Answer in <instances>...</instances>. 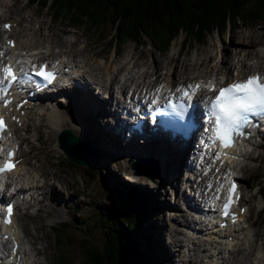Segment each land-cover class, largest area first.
Returning <instances> with one entry per match:
<instances>
[{
    "label": "rangeland",
    "instance_id": "1",
    "mask_svg": "<svg viewBox=\"0 0 264 264\" xmlns=\"http://www.w3.org/2000/svg\"><path fill=\"white\" fill-rule=\"evenodd\" d=\"M52 1L0 0V28L2 21H9L12 23V27L16 28V32L11 34L14 39L24 40L28 37L37 43L36 38L39 39L41 34L43 38H46L41 42V52L46 51V45H50V52L65 53L69 56H71V53H76L77 49H85L84 52H80L79 54L85 59L90 57V64L94 67L93 70L101 72L102 75L106 74L107 71L105 68L110 59H113V62L108 65L110 71L109 76H112L114 69L120 66H123V69L129 72L132 71L131 66L135 65V70H138L140 68L139 66L143 64L149 66L147 68L149 72L155 68L160 69L159 71L162 72V75L167 80H173L171 73L174 68L176 70H184V74L191 76L200 71L205 72L207 75L209 74L208 67L201 63L206 60V55L209 58L211 57L210 65L213 64L212 61L217 64L218 61H225V59L236 60L240 55L244 56V59L253 58V60H249L248 62L256 63L260 69L258 70L252 67L249 71L264 70V25L261 22L250 25L241 23L239 18H237V21L231 28L228 27L222 33L215 31L209 34L205 37V43L203 44L189 42L186 44V49L183 46L185 50L181 49L182 35L176 40H173L170 47L166 50H159L151 45L143 46L140 43H133L132 41L114 47L109 37L106 39L103 38L110 32L108 28L98 33L88 31L84 27L77 28L71 26L68 28L66 27L67 22L65 20L54 21L50 8ZM15 24H18V26L16 27ZM46 40H50L49 44L45 43ZM60 40L63 41V44L76 40L77 44L70 51L69 47L59 44ZM57 41L59 42L57 43ZM76 57V60L81 59L79 56ZM234 64L236 63L234 62ZM222 68L220 67L215 71V77L221 75L223 72ZM245 72L247 73L248 70L246 69ZM167 75L169 76L167 77ZM192 80H195V77H192ZM99 98H101V95H99ZM58 103L60 104L61 102H53V104ZM31 109L36 110V106H32ZM65 110L68 111V109ZM87 117L89 118L90 116L87 115ZM91 118L88 120H91ZM25 123H27L29 130L35 127L39 132V136L37 140H31L27 135L25 136L24 131H18L17 137L24 143L20 144V151L18 153L19 157H21L20 163H25L28 166L33 165L39 172V175H47L50 184H53L57 176L64 179L65 184L62 187L65 193L59 194L60 199L66 201L60 206L61 210L59 209L54 212V205L52 206L48 201L46 204L40 205L34 203V207L30 209L25 208V205L21 204L18 208V213L15 215L20 231L19 235H22V241L34 242L37 250L40 252L39 260L41 264H80V257L76 249H68L63 244L61 246L62 249L59 248L55 229L59 228V224L68 223V226L65 228L70 229L71 236L75 242L77 241V237H83L89 230L94 229L98 212L102 208H106L107 205H111L113 199V193L110 187L104 183L103 176H108V178L110 176L111 183L119 184L121 182L118 176L120 173L122 176L129 178L130 184H134L132 188L140 190L145 195L148 193L146 199H149L151 209L147 211L148 218L143 232L151 240V244L155 245L157 249H159L161 244H166L164 245L166 252L163 256V264H190L186 261L188 260L186 258L188 256L186 252L187 248H185L182 232L179 231L181 225L177 226L176 222L187 218L193 219L196 214L189 207H187L188 210L185 208L180 209L179 206H184V204L181 199L183 196V188H180L179 180L176 182L167 181L168 175L166 178H160V180H156L155 178L148 179L144 176H138V174L136 176H130L128 175L129 170L123 165V153H104L102 155L104 157L103 159H108L106 163L109 160L110 162L108 164L102 163V168L100 169H86L77 163V165L74 163L67 164V162L71 161L65 157L62 150L56 145V138L59 132L52 130L45 119L42 117L37 118L35 115H29L25 119ZM83 123L89 127L92 126V123L90 125L85 122ZM78 125V121L73 117L69 119L68 126L73 128ZM95 126H98V128L89 129L87 135L92 138L89 133L93 134L94 132L96 139L108 142L111 138L107 130L112 128V125L108 122V116L98 117ZM93 142L96 148H100L95 139H93ZM81 148L80 154L83 157L82 152L85 151V145ZM100 151L103 152L105 150L102 148ZM261 152H264V145L257 147L255 155ZM247 165V168L244 165L240 169V173L245 175L241 181V187L246 197L243 200L244 204L247 205L249 210L247 216L249 221L247 223L251 225V232H249L251 234L257 233L258 241L264 243V158L262 160L260 158L249 160ZM112 172L115 173L114 177L111 176ZM180 178H182L181 174L179 175ZM47 189L49 190V187ZM154 194L157 197L153 196ZM73 207L75 208L74 210ZM103 211L106 213L105 209ZM181 214H187L189 217L183 218ZM155 231L157 235H153ZM198 234L197 237L199 239L202 238V241L206 240L207 234L204 232H199ZM67 235L68 232L64 231V236L66 237ZM93 235L98 236L99 232L97 233L95 231ZM138 237L141 238L140 235ZM175 239L181 240V242H176ZM253 241L255 242V239ZM181 243L183 245L182 248L180 247ZM218 246L224 248L222 244ZM239 246L240 243L237 244V247ZM205 247L210 248V245L203 242L200 248L203 249ZM178 248L183 253L177 256L176 254L178 253H175L171 257L172 252ZM198 252L200 253L199 250ZM223 253L226 258L230 257L231 259L230 252L227 253L224 251ZM183 254H187V256L183 257ZM247 254L248 250L236 255V258L241 260L240 264H245L252 257L257 256L256 253H253L247 257ZM61 259L65 262L62 263Z\"/></svg>",
    "mask_w": 264,
    "mask_h": 264
},
{
    "label": "bare ground",
    "instance_id": "2",
    "mask_svg": "<svg viewBox=\"0 0 264 264\" xmlns=\"http://www.w3.org/2000/svg\"><path fill=\"white\" fill-rule=\"evenodd\" d=\"M5 22L6 21H2V26H3V23ZM15 26L17 27L18 24H15ZM15 32H16V28H13V27L10 28V31L4 30L3 27L0 28V47L2 48V50H4L5 54H8L10 57L13 56V58H15V61H19V59L24 60L26 61L27 66H31L33 64L37 65L41 61H48V63L52 64L55 67H58L60 58L62 57V59L64 60V55H62V53L50 52L49 50L50 45L45 46V50H46L45 52L48 54L40 51V48H42L41 42L42 40L46 39V38H43L41 34L39 36V39L36 38L38 43L33 41L32 38L26 37L24 40L15 39V44L13 47L7 46V48H5L4 47L5 40L10 38L9 35L7 37L6 35L13 34ZM49 42L50 40L45 41V43L47 44H49ZM58 42L59 41H57V43ZM59 43L63 45L62 40H60ZM67 44L71 46H75L77 44V41L76 40L69 41ZM84 50L85 49H82L80 50V52H84ZM206 56H205L206 60L202 61L201 63L202 65H205L206 67H208L209 74L206 75L205 72L200 71L196 73L195 75L193 74V76H191V75L184 74L183 72L184 70H176L174 68V70H172V73H171L172 75L171 78L173 79V81L186 83L187 80H190L192 83L193 81L200 82L202 80L206 85H208L209 82L213 83V82H218V81H225V83H227V82H233L235 80L244 79L247 75L257 72V70H253L254 72L251 73L249 70L252 69V67L257 68L258 70L260 69L256 65V63L248 62L249 60H253V58L244 59L243 58L244 56H241V55L238 56L236 60L235 59H231V60L225 59V61L223 60H221L220 62L218 61L217 64H215L214 61H212L213 64L211 65H210L211 57L209 58L208 55ZM75 57H73L72 63L71 61H69L70 65H73ZM56 60L58 61L57 64L55 63ZM90 62H91V58L87 57L85 59L86 65L89 66ZM112 62H113V59H110L105 68V70L107 71L105 75H102V73L97 70H91L93 71L92 72L93 75L96 76V74H99L100 76V78L95 77L93 83L95 85V89H98L99 91L107 93V95L109 96L107 103L109 102L112 103V102L117 101V97L114 95V85H113L114 83L117 82V84H119L117 87V90L119 87L125 86L127 84H132L135 79H136L137 84H142L144 83L143 82L144 75L148 73L150 74V77H148V79L145 81L146 84L150 85L152 83L161 82L159 84V87L163 89V92L160 94H169L171 91H173L172 83H167L165 81L164 76L162 75V72L159 71L160 69L158 68L152 69L149 72L147 70V68L149 67L147 64L145 65L143 64L139 66L140 68L138 70H135V65H133L131 68L132 71L127 72L126 73L127 75L124 77L123 80H119L117 78V73L122 71L123 66H120L119 68H115L116 74L109 76L110 71H109L108 65H110ZM234 62L236 64H234ZM20 64L24 66L22 63ZM219 64H221V66H219ZM78 67L80 68L78 70L81 71L82 66L78 65ZM220 67H223L222 68L223 72L221 73L220 76L215 77L214 76L215 71H217ZM140 69H142V71H140ZM246 69L248 70L247 73L245 72ZM234 70L235 72H233ZM262 73L264 74V70H262ZM168 76L169 75H167V77ZM192 77L193 78L195 77V80H192ZM104 78H106L108 81H105ZM219 84H221V82H219ZM64 94L67 96V98L70 101L68 108H62L61 106L56 105V104L49 107L47 106V103L49 100L45 101L43 99H38L34 103V106H36V110L31 109L32 106L28 104H25L22 107L24 110V113L20 115L21 119L22 120L26 119L29 115H35V117L37 118L42 117L43 119H45L48 125L50 126V128L52 130H55L56 132H59L63 128L72 129L75 133L85 138V140L78 142V144L85 145V151L82 153H83V157L86 160L94 159L93 157L95 155L96 156L98 155L99 162L101 161V163H106L107 162L106 160L108 159H103L104 157L102 155L104 153H110V154L123 153L124 154V156H122V161H124L123 165L124 167L127 168L130 165L128 160H130L131 158H133L134 160H138L137 158H143V157H139L141 154H155L159 162L161 163V165H160V168H157V170L159 171V175L153 178H155L156 180L157 179L159 180L160 178H166L168 175L167 181L176 182L178 180V175L181 174L179 162L182 160L183 155L181 154L174 155L173 153H169V151L164 149V147H161V149H156L154 146L147 145V144H144V145L141 144L140 146H136V144H134V141L131 144L118 145L116 142L118 141L121 142L119 140L121 137L120 132H117L115 135L111 137L110 143L105 142V141H99L98 139L95 138L94 132L92 131L93 134L89 133V135H91V137L95 139L96 142L100 146V148H96V146L94 145L93 139L87 135V131L92 128L93 129L98 128L99 126L98 124H97L98 126H95L96 119L98 117L100 118L104 117V115L107 113V110L105 108V103L97 99L95 100L88 99L87 102L77 103L78 98L73 97L72 96L73 93H71L68 90V88L66 89ZM49 99L53 100L51 96H49ZM65 109H68V111H66ZM108 114L111 115L114 113L111 110H108ZM87 115L92 117L91 120H88L90 119V117L88 118ZM71 117H73L76 121H78L79 125L77 127L72 128L71 126H68V121ZM82 120H86L83 122L89 125L92 123V126L89 127L88 125H85L82 122ZM71 122H73V120H71ZM17 128H18V131L19 130L24 131L25 136L27 135L29 138H31V140H34V139L37 140L39 136V132L36 130V128L33 127L32 130H29L27 128V123L25 122L23 123L22 127H16V129ZM32 132H35V133L32 134ZM250 147H252V145H250ZM102 148H104L105 151L101 152L100 150ZM71 150L72 149H70V151ZM240 155L243 156L242 158L244 159L243 161L245 162L246 168L248 166L247 162L249 160H253L255 157L254 155L249 153L247 150H244V152ZM89 156H91V158H89ZM257 158H260V160H262V158H264V155L262 153H258ZM144 162L153 163L155 162V160L152 158H149L144 161H141L140 164ZM217 164L218 163L214 162L212 166L215 167L217 166ZM232 164L234 165V168L231 167L232 172H234V174H236L240 179H244L245 175L243 173H240L241 167L239 166V164L241 163H236V164L232 163ZM152 167L150 170H152ZM132 174L133 176L137 175L134 173ZM216 174L217 175L220 174V176L218 177ZM2 175L3 176L0 177V192L7 193L15 189H20L21 187V189H23L24 191L29 190L32 193L33 196L31 197V200L34 199L35 195L42 194V192H39V191H40L41 186L43 185L41 184V180L43 177L39 175V172L34 168L33 165L28 166L25 163L19 162V164L15 167V169L12 172L3 173ZM214 175H215L214 181L224 176V174L220 172H216L214 173ZM138 176H144V175H138ZM62 180L64 181V179ZM179 181L181 184H183L182 182L183 178H180ZM219 191H220V188H217L214 193L212 191L209 192L208 188H207V191L206 189H203L201 194H203V198L206 197V199L203 200L202 206L207 205L208 198L217 194ZM153 196H156V194H154ZM189 197L190 196H188L186 202L188 203L190 207L193 206L191 208L193 209V211H195L196 219L195 220L191 218L182 219L181 221L176 222V224L177 226L181 225V227L179 228V231L182 232L183 239L185 241V248H188V256L186 258L188 259V262H190V264H218L219 262L221 264H240L241 260H238L236 258V255L246 250H248L247 257L249 255H252L253 253H256L257 256L252 257L250 261L245 264H264V243L258 241L257 233H254V234L250 233L251 225L247 223L249 221L247 218L248 211H249L248 207L245 213L238 220V223L230 226L229 228L224 229V232L229 231L230 235L228 236L225 235L223 236V238H220L221 244L225 247V250L229 248H234L230 252L231 254V259H230V257L226 258L223 255V252H222L223 249L218 247V245H215V246L211 245V243L208 241L210 238L213 237L212 234H216L215 232H213L214 230L212 232L207 233V238H205L206 240L202 241V238L199 239V237H197V235H199L198 233L203 231L207 213L202 208V206H200L201 202H199L198 199H195V197H190V198ZM26 199H28V196H26ZM52 201H56V195L52 198ZM58 207L60 208V206ZM58 210L54 209V212ZM181 215H183V218L189 217V215L187 214H181ZM13 219H14L13 224H14L15 235L19 236L18 227L16 226L15 214L13 215ZM4 228L9 229L10 227L4 226ZM231 235L233 236V238L231 241H229L228 239H229V236ZM254 239H255V242L253 241ZM175 241L181 242V240H177V239H175ZM203 242H205L208 245H211L209 249L204 248L201 250V252L204 255L198 252V249L200 245H202ZM238 243H240L239 247L236 246ZM3 246H6V243H4ZM182 246L183 245L181 243L180 247L182 248ZM20 253H21V257H20L19 262L11 261L9 264H41L39 260L40 252L37 250V247L35 246L33 241H26V242L21 241L20 242ZM175 253L180 254L183 252L180 250V248H178L177 250L174 251V254H172L171 257H173Z\"/></svg>",
    "mask_w": 264,
    "mask_h": 264
},
{
    "label": "trees",
    "instance_id": "3",
    "mask_svg": "<svg viewBox=\"0 0 264 264\" xmlns=\"http://www.w3.org/2000/svg\"><path fill=\"white\" fill-rule=\"evenodd\" d=\"M50 8L54 21L98 33L108 28L106 36L119 46L150 42L159 50L168 49L181 35L182 46L188 41L203 44L208 34L222 33L237 18L244 24L264 25V0H53ZM146 196L132 187L117 189L112 204L95 219L99 235L94 236L92 229L75 242L67 224L55 229L59 248L63 244L76 249L80 264H161L143 232L151 209Z\"/></svg>",
    "mask_w": 264,
    "mask_h": 264
},
{
    "label": "snow or ice",
    "instance_id": "4",
    "mask_svg": "<svg viewBox=\"0 0 264 264\" xmlns=\"http://www.w3.org/2000/svg\"><path fill=\"white\" fill-rule=\"evenodd\" d=\"M4 27L10 28L11 26L5 25ZM9 44L14 46L12 41H9ZM2 56L3 53L0 52V57ZM20 63V61H16L14 64L9 58L6 64L0 65V99L7 97L13 86L32 82L33 76L39 77L46 84H52L56 79L55 66H53V70L48 71L46 64L39 66L33 64L29 72L23 67L17 68L16 65ZM205 87L209 91L217 93L214 97H207L205 101L207 104L206 116L213 125V128L210 129L213 132L212 141L213 143L218 141L223 149L230 148L236 137L244 135L243 129L251 126L252 117L264 116V77L257 74L248 77L247 80L237 81L220 88L209 82ZM188 88L191 89L192 94H189L187 90L184 92L188 106L180 105L181 116L187 115L188 109L192 107L193 96L200 90L201 85H189ZM8 103L10 101L4 99V105L7 106ZM172 107L175 108L176 105H172ZM13 119L16 118L13 117ZM5 131L6 122L0 116V139H4ZM7 135L11 136V133H7ZM0 152H3V148H0ZM7 156L8 160L0 164V173L12 172L15 169V164L11 160L14 152L9 151ZM234 196H236V185L233 183L229 189V205L234 202ZM236 198L238 199V196ZM12 214V206L7 205V217L3 220L4 224L11 225ZM227 214L225 212V215ZM3 238L7 239L8 237Z\"/></svg>",
    "mask_w": 264,
    "mask_h": 264
},
{
    "label": "water",
    "instance_id": "5",
    "mask_svg": "<svg viewBox=\"0 0 264 264\" xmlns=\"http://www.w3.org/2000/svg\"><path fill=\"white\" fill-rule=\"evenodd\" d=\"M82 140H85V138L81 136L79 137L72 130L65 128L60 131L57 137V144H58V147L63 151L64 155L71 162L75 164L77 163L80 166L89 167L93 164L94 159H91V160L82 159L83 157L80 154L81 152L80 148L84 144H80V145L78 144V142ZM70 149L72 150L70 151Z\"/></svg>",
    "mask_w": 264,
    "mask_h": 264
}]
</instances>
